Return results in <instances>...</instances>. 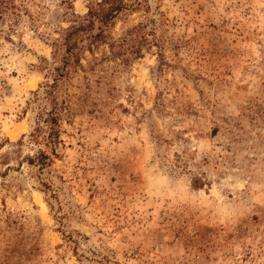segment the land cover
Returning a JSON list of instances; mask_svg holds the SVG:
<instances>
[{"label": "rangeland", "instance_id": "obj_1", "mask_svg": "<svg viewBox=\"0 0 264 264\" xmlns=\"http://www.w3.org/2000/svg\"><path fill=\"white\" fill-rule=\"evenodd\" d=\"M6 1L0 264H264V0H124L53 142L45 84L99 0Z\"/></svg>", "mask_w": 264, "mask_h": 264}, {"label": "trees", "instance_id": "obj_2", "mask_svg": "<svg viewBox=\"0 0 264 264\" xmlns=\"http://www.w3.org/2000/svg\"><path fill=\"white\" fill-rule=\"evenodd\" d=\"M124 0H99L92 2L88 6L87 12L83 15L80 21L67 27L63 32V39L60 43L64 47V51L61 58V64L56 67V74L51 83L45 84L47 86L46 93L51 98L53 106L50 111L47 112L46 121H50V130L48 137L51 142L54 141L55 130L52 128L54 122L57 119L58 109L62 108L63 104H57L54 100L55 90L58 80L65 74L66 69L69 66L77 65L79 61V56L81 53L79 42L84 38H91L92 41L102 39L105 36V31L108 26L111 25L112 20L116 14L123 9L125 5ZM2 7H9L6 0H0V18L4 17V12ZM95 28V32L93 29ZM64 108V107H63ZM48 155L44 151H40L35 155L31 161L38 163L40 165L46 164V159Z\"/></svg>", "mask_w": 264, "mask_h": 264}, {"label": "bare ground", "instance_id": "obj_3", "mask_svg": "<svg viewBox=\"0 0 264 264\" xmlns=\"http://www.w3.org/2000/svg\"><path fill=\"white\" fill-rule=\"evenodd\" d=\"M12 132V131H11Z\"/></svg>", "mask_w": 264, "mask_h": 264}]
</instances>
